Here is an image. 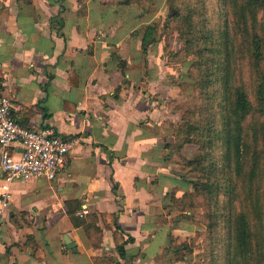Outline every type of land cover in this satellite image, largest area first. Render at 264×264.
I'll return each mask as SVG.
<instances>
[{
	"label": "crops",
	"instance_id": "0c3cea01",
	"mask_svg": "<svg viewBox=\"0 0 264 264\" xmlns=\"http://www.w3.org/2000/svg\"><path fill=\"white\" fill-rule=\"evenodd\" d=\"M120 1L0 0V93L13 102L12 116L23 127L51 126L78 139L54 179L11 183L0 215V264H158L141 251L166 224L163 206L177 190L170 181L164 192L158 186L159 174L176 177L165 146L174 134L163 125L174 87L159 40L142 51L145 14ZM9 151L18 157L21 148ZM71 199L85 213H117L134 238L127 257L115 249L111 222L97 223L99 246L73 226Z\"/></svg>",
	"mask_w": 264,
	"mask_h": 264
},
{
	"label": "trees",
	"instance_id": "16d2710c",
	"mask_svg": "<svg viewBox=\"0 0 264 264\" xmlns=\"http://www.w3.org/2000/svg\"><path fill=\"white\" fill-rule=\"evenodd\" d=\"M183 1L171 3V15L180 21L184 50L194 56L198 99L174 135L178 148L198 146L186 164L199 176L188 180L192 189L183 199L204 208L201 264H264V0ZM147 34L144 53L155 40ZM65 204L73 226L83 227L93 246L101 242L97 223L111 222L115 249L127 257L125 245L134 238L116 212L80 213L79 199Z\"/></svg>",
	"mask_w": 264,
	"mask_h": 264
},
{
	"label": "rangeland",
	"instance_id": "374dc122",
	"mask_svg": "<svg viewBox=\"0 0 264 264\" xmlns=\"http://www.w3.org/2000/svg\"><path fill=\"white\" fill-rule=\"evenodd\" d=\"M182 2L184 3L183 0H142L137 3L138 9L145 14L144 21L149 23L143 28L144 35L148 32V40L154 37V43L159 40L156 48L170 67L171 73L167 75V80L174 87V99L165 104L170 111V118L164 119L163 125L166 123L173 134L175 128L183 124L184 118L198 99L195 80L191 76L194 56L184 50L179 34V19L168 16L174 9L171 3L181 6ZM174 139L173 143H168V149L170 154H174L172 162L176 177L168 179L159 174L158 186L164 192L167 182L170 181L176 184L177 190L170 192L169 203L163 206L161 220L166 224L161 223L155 234L143 242L141 255H145L148 261L156 259L158 264H201L207 229L203 217L204 208L198 205L188 206L183 199V195L192 189L188 180L197 179L199 176L198 172L192 171L186 164L188 159L195 157L198 146L195 143H186L178 148L175 135ZM139 250L140 248L134 249V252Z\"/></svg>",
	"mask_w": 264,
	"mask_h": 264
},
{
	"label": "built area",
	"instance_id": "2783aa9c",
	"mask_svg": "<svg viewBox=\"0 0 264 264\" xmlns=\"http://www.w3.org/2000/svg\"><path fill=\"white\" fill-rule=\"evenodd\" d=\"M12 107L11 99L0 93V215L9 205L14 180L54 179L66 166L67 155L78 141L77 137L56 134L51 126L27 128L19 125L11 114ZM14 143L21 148L18 157L9 151Z\"/></svg>",
	"mask_w": 264,
	"mask_h": 264
},
{
	"label": "water",
	"instance_id": "95a60500",
	"mask_svg": "<svg viewBox=\"0 0 264 264\" xmlns=\"http://www.w3.org/2000/svg\"><path fill=\"white\" fill-rule=\"evenodd\" d=\"M171 13L168 14V16L170 17ZM165 24H166V21H165ZM64 241H65V244L68 248H71L73 250H76V247H75V243L71 241V239L65 234L64 235Z\"/></svg>",
	"mask_w": 264,
	"mask_h": 264
}]
</instances>
